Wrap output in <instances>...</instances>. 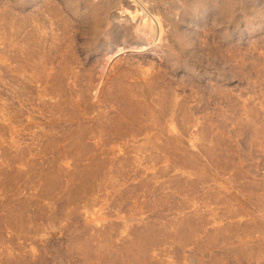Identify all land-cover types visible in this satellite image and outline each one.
Returning a JSON list of instances; mask_svg holds the SVG:
<instances>
[{"label":"rangeland","instance_id":"rangeland-1","mask_svg":"<svg viewBox=\"0 0 264 264\" xmlns=\"http://www.w3.org/2000/svg\"><path fill=\"white\" fill-rule=\"evenodd\" d=\"M115 257L264 264V0H0V264Z\"/></svg>","mask_w":264,"mask_h":264},{"label":"bare ground","instance_id":"bare-ground-1","mask_svg":"<svg viewBox=\"0 0 264 264\" xmlns=\"http://www.w3.org/2000/svg\"><path fill=\"white\" fill-rule=\"evenodd\" d=\"M69 150H71V148L70 149H68L67 151H69ZM82 169H79L77 172V175L79 176L78 177V179L79 178H86V180L84 181V183H91V179H93L95 176H96V172H95V169H94V167L93 166H91V167H81ZM84 171H87V172H89L90 171V173H85ZM57 176V175H56ZM72 178H73V176H72ZM60 181V180H59ZM53 182H57V179H55ZM58 183V182H57ZM59 184V183H58ZM59 187V186H58ZM63 187V186H62ZM73 194V193H72ZM140 230V229H139ZM139 230H137L136 232H135V234H136V238H137V241L136 242H134V243H130V242H128V243H126V245H124V247H123V250L126 252V253H128V252H131V256L133 257V254H135V255H138L139 256V260L140 259H142V257H141V253H140V251L138 250V248H139V245H138V242H141L142 241V239H143V233H142V231H139ZM77 240V239H76ZM75 240V241H76ZM89 243V242H88ZM91 243V242H90ZM78 247V245H77V243L75 244V247ZM89 246V248H91L90 249V252H92V251H94V249H93V246H92V244H87V247ZM110 247H113V248H115V247H117V245H115V243L114 242H112V243H110V245H109ZM77 251V250H76ZM101 249H99V250H95V252L96 253H101ZM81 252V251H80ZM87 255V254H86ZM83 256V255H82ZM81 256V257H82ZM93 258V257H92ZM94 258H96L95 256H94ZM109 262H111V263H114V264H120V261L115 257V258H111L110 260H109Z\"/></svg>","mask_w":264,"mask_h":264}]
</instances>
